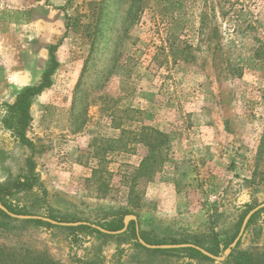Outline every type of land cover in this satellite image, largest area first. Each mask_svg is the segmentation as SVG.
I'll use <instances>...</instances> for the list:
<instances>
[{"label": "rangeland", "instance_id": "374dc122", "mask_svg": "<svg viewBox=\"0 0 264 264\" xmlns=\"http://www.w3.org/2000/svg\"><path fill=\"white\" fill-rule=\"evenodd\" d=\"M52 45L31 154L6 115ZM30 154L37 182L7 198L20 214L101 226L129 210L149 244L223 243L264 202V0H0V184ZM133 243L0 215L5 264H264V208L222 262Z\"/></svg>", "mask_w": 264, "mask_h": 264}, {"label": "trees", "instance_id": "16d2710c", "mask_svg": "<svg viewBox=\"0 0 264 264\" xmlns=\"http://www.w3.org/2000/svg\"><path fill=\"white\" fill-rule=\"evenodd\" d=\"M54 49L55 46L52 45L49 48V53H50V59H49V65L47 69L43 72L39 82L34 85H28L22 88L15 96V100L10 106V111L7 112V120L12 124V127L15 130V136L18 142H20L22 145L27 146L31 150V154L34 151L33 143L32 141L26 136L25 130L29 124L30 121V106H31V101L32 98L35 95L40 94L44 89L48 88L50 86V76L55 69L56 65L58 62L56 61L55 55H54ZM31 154L26 158V166H27V173L24 175L23 178H18L10 181V179H7V181L3 182L0 184V201L3 203V205L9 209L11 212L15 214H20L22 213L21 210H17L14 208L10 203H8L7 198L14 192H25V191H30L34 187L35 183L37 182V175L34 173V161L31 157ZM249 209V207H248ZM247 209V210H248ZM247 210H244L241 215L238 218V221L235 225V231L229 236L228 239L223 241L221 243L218 241L216 238H214L208 245H205L200 242H196V244L200 245L207 251H209L212 254L217 255L221 247L220 245L222 244L224 247H227L229 243L234 239L236 236L239 226L241 224L242 218L244 217L245 213ZM260 211V210H259ZM259 211H257L249 220L247 227L248 228L254 220L257 218ZM133 213L132 211L125 210V213L122 215V213H118L114 215V218L110 219L109 221H105L104 223H101L100 225L110 231H115L119 230L123 227V217L126 214H131ZM0 215L3 216L4 218L10 219V220H17V218H12L3 211L0 210ZM51 218H54V216H50ZM55 219V218H54ZM21 220V219H19ZM24 222L27 221H32L37 225H43V226H57V225H52L50 223L41 221V220H21ZM64 228L68 229H75V230H81L86 233H95L98 236H104V237H109V236H115L117 238H122V239H134L133 247L134 248H140L142 250H145L148 253H162L166 255H180L184 257H188L190 259H195L198 261H213L210 257L202 254L200 251L194 249V248H168V249H160V248H147L144 247L142 244H140L137 240L136 236V231H135V224L133 221H130L127 229L123 231L122 233L118 234H108V233H103L100 232L99 230L92 228L87 225H78V226H62ZM140 236L147 242V243H155V239H149L147 238L143 231L139 229ZM175 243V242H173ZM239 244V242H238ZM7 256L3 250H0V264H5ZM233 258V264H261L252 254L248 251H238L236 252L235 255H230ZM9 257V256H8ZM30 264H45L44 258H41L39 256L33 257L32 261ZM46 264H49L48 262ZM50 264H56L54 262H50Z\"/></svg>", "mask_w": 264, "mask_h": 264}, {"label": "water", "instance_id": "95a60500", "mask_svg": "<svg viewBox=\"0 0 264 264\" xmlns=\"http://www.w3.org/2000/svg\"><path fill=\"white\" fill-rule=\"evenodd\" d=\"M264 208V202L253 207L252 209H250L246 215L243 217L242 222L240 224L239 230L236 234V236L234 237V239L231 241V243L223 250V253L221 255H215L210 253L209 251H207L206 249H204L203 247L193 244V243H169V244H149L147 243L141 236L139 233V226L137 223V217L134 214H127L123 217V227L119 230H115V231H110L107 229L102 228L99 225H96L94 223H90V222H85V221H78V222H60L57 220H54L50 217L47 216H42V215H23V214H15L13 212H11L9 209H7L3 203L0 201V210L3 211L4 213H6L7 215H9L12 218H17V219H21V220H30V219H34V220H41L47 223H50L52 225H60V226H78V225H87L90 226L92 228H95L97 230H99L100 232L103 233H108V234H118V233H122L123 231H125L127 229V226L129 224L130 221H133L135 224V231H136V236H137V240L140 244H142L144 247L147 248H151V249H155V248H160V249H168V248H194L198 251H200L202 254L210 257L211 259H213L214 261L217 262H222L224 261L229 255L230 253L233 251V249L237 246L239 240L241 239L247 224L250 220V218L260 209Z\"/></svg>", "mask_w": 264, "mask_h": 264}]
</instances>
